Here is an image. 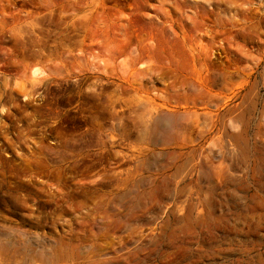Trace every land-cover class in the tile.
Instances as JSON below:
<instances>
[{
  "label": "rangeland",
  "instance_id": "374dc122",
  "mask_svg": "<svg viewBox=\"0 0 264 264\" xmlns=\"http://www.w3.org/2000/svg\"><path fill=\"white\" fill-rule=\"evenodd\" d=\"M0 264H264V0H0Z\"/></svg>",
  "mask_w": 264,
  "mask_h": 264
}]
</instances>
